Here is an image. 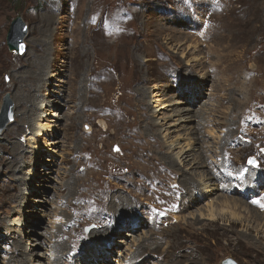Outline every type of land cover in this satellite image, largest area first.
Here are the masks:
<instances>
[{"label":"rangeland","instance_id":"1","mask_svg":"<svg viewBox=\"0 0 264 264\" xmlns=\"http://www.w3.org/2000/svg\"><path fill=\"white\" fill-rule=\"evenodd\" d=\"M17 15L22 52L6 40ZM175 100L192 110L182 128L158 110ZM4 101L0 264L45 263L47 248L58 264H119L141 245L172 247L147 264H264V0H0ZM176 137L192 141L184 167ZM202 174L209 195L193 192ZM211 201L242 221L195 220ZM105 232V258L85 261Z\"/></svg>","mask_w":264,"mask_h":264},{"label":"bare ground","instance_id":"2","mask_svg":"<svg viewBox=\"0 0 264 264\" xmlns=\"http://www.w3.org/2000/svg\"><path fill=\"white\" fill-rule=\"evenodd\" d=\"M107 48V47H106ZM21 64V63H20ZM50 66H51V64H50ZM54 66H57V64H54ZM104 67H105V65H104ZM103 67V68H104ZM46 72V71H45ZM141 80L142 81H144V79L143 78H141ZM190 97L192 98V97H196V95H195V89H193V87H190ZM143 93H144V91H143ZM38 94V93H37ZM144 95V94H143ZM185 97V96H184ZM188 98H190L189 96H187ZM184 99V103H189L188 101H190V100H186V98H183ZM25 100V99H24ZM181 102L183 101V100H180ZM180 101H172V102H170V103H160L161 104V106L159 107V109L158 110H160V109H167L168 107H170V108H168L169 109V111H171L172 112V116L174 115V116H176V119H175V123H173V124H169V126H174V127H177V125L179 126V127H183L184 125H183V123H185L186 121H187V119L189 118V115H190V113H191V109H190V107L189 106H185V107H181V105L183 104V103H181ZM186 101V102H185ZM154 102H159V100H154ZM17 106L18 105H22V104H25V103H23V99L22 98H20L18 101H17ZM174 105V106H173ZM156 111V110H155ZM19 114V113H18ZM24 114H25V112H24ZM196 115V114H195ZM191 116V115H190ZM39 118L41 117L40 115L38 116ZM193 117V116H192ZM19 121H21L20 120V118H19ZM20 124L21 123H18V121H17V127H19L20 126ZM151 125V127H154L155 126V123H152V124H150ZM38 126V128H39V130L41 129H43V127H45L44 125L42 126L41 124H38L37 125ZM185 128V127H184ZM188 129V128H187ZM162 131H165V134H167V135H169V130H168V127H165V128H163V130ZM173 131V130H172ZM155 134V133H154ZM153 134V135H154ZM164 138L166 137V135H164L163 136ZM180 137V136H179ZM179 137H176V138H173V139H171V140H167L166 142H167V148L170 150V152H171V156H172V158L171 159H173V163L174 164H178V165H183L182 167H184V163H188V160L189 159H191V153H190V151L193 149V147H192V141L188 138L186 141V143L183 145V144H181L180 143V139L182 138H179ZM33 138V137H32ZM172 138V137H171ZM166 139V138H165ZM34 140V139H33ZM32 141V140H31ZM32 142H34V141H32ZM165 142V143H166ZM33 144H36V143H33ZM173 151V152H172ZM170 159V160H171ZM14 161V160H13ZM191 164V165H190ZM189 164V168L188 169H191V168H195V167H198L199 165V162L198 161H196V162H194V159H192V163H190ZM196 165V166H195ZM185 170H187V168L185 169ZM205 174H202L201 176V178H199L197 181H198V183H199V187H197L196 189H195V187H194V191L193 192H196L197 193V191H198V195H209V194H211V193H213L215 190H217L216 188L217 187H214V184L213 183H209V174L208 175H205ZM190 183H191V181H190ZM193 188V187H192ZM191 189V188H190ZM197 190V191H196ZM21 194H23V192L21 193H19V195L18 196H20ZM17 196V197H18ZM19 198V197H18ZM24 200V199H23ZM127 202L125 201V200H120L119 201V203H118V205H116L115 206V208H114V211H117V212H114V215L116 216V214H119V212L121 211V212H125L126 210H127ZM222 205V208H220V209H217L215 206H214V202H209V203H206L205 204V209H204V211H200V210H198V213H197V215L194 217V219L195 220H198V219H206V220H210V221H215L217 218H225V219H228L229 221L230 220H232L231 222L233 223V224H235V220L236 221H242V219L239 217V216H237L235 213H231V212H228V210L227 209H225L226 208V206H228L229 204L226 202V201H223L222 203H221ZM234 205H236V204H234ZM119 210V211H118ZM120 215V214H119ZM120 216H124V214H122V215H120ZM117 218H119V217H117ZM192 218H193V214H192ZM2 224V223H1ZM4 224V223H3ZM244 226V225H243ZM113 228H114V225H113ZM248 228V227H247ZM104 230H106V229H104ZM247 230V229H246ZM104 232V231H103ZM11 233V232H10ZM109 233V232H108ZM103 234H106V232L105 233H103ZM108 234H106L105 236H94V235H92V236H89L90 238L92 237V239L86 244V247H94L93 249H92V251H93V254L91 255V257L90 256H88V255H86L85 257H84V259H85V261H86V259H94L95 261L96 260H98L99 258H105V255L104 254H102L103 252H107V249L105 248H102L104 245H100V243L102 242V240L106 237V240L108 239V236H107ZM126 236H128V237H133L134 235H131V234H126ZM135 238V237H134ZM77 243H78V241H77ZM139 245V244H138ZM51 248H53V247H51ZM178 248V247H177ZM182 248H184V247H182ZM55 249V248H54ZM170 249H172V247H167V248H165V249H160V247H144V246H138V247H136V249H134L132 252H133V254H132V256L129 258V259H127V260H125V261H119V264H137L138 262H140L139 264H147V261L145 260L147 257H155V256H157V257H159V258H164V257H166V256H168L167 255V251H169ZM167 250V251H166ZM54 251H56V249L54 250ZM102 252V253H101ZM171 252H173V251H171ZM175 252V251H174ZM17 253H23V250H22V248L21 247H18L17 248ZM53 254L54 255H56L54 252H53V250L52 249H48L47 248V251H46V253H45V258L47 259V262H40V263H37V264H58L57 262H56V257L57 256H55V259H52V257H53ZM47 255V256H46ZM198 255V254H197ZM21 256V255H20ZM59 257V256H58ZM184 257H186L185 259H183ZM195 257V256H194ZM21 258V259H20ZM19 259V261H17L18 262V264H28V259L25 257V258H22V257H20ZM199 258V257H198ZM176 259V258H175ZM203 259H204V261H198V259L197 258H194V259H192V257L190 256V257H188L187 258V255H185V254H182V255H180L177 259H176V261H174V262H166V263H163V264H208V262H210L211 260H210V258L209 257H203ZM202 259V260H203ZM93 260V261H94ZM15 261V260H14ZM49 261H50V263H49ZM60 261V260H59ZM187 261V262H186ZM68 262V261H67ZM66 262V263H67ZM76 262V261H75ZM80 262V261H79ZM213 262V261H212ZM13 264V263H12ZM77 264V263H76Z\"/></svg>","mask_w":264,"mask_h":264},{"label":"water","instance_id":"3","mask_svg":"<svg viewBox=\"0 0 264 264\" xmlns=\"http://www.w3.org/2000/svg\"><path fill=\"white\" fill-rule=\"evenodd\" d=\"M26 25L22 21L19 15L15 16L12 20L10 27L8 29L6 40L7 45L10 50H14L16 52H22L24 49L23 39L26 35ZM10 118V114H8L7 102L4 101L0 110V121H3L5 117ZM222 264H236L232 259H225Z\"/></svg>","mask_w":264,"mask_h":264}]
</instances>
